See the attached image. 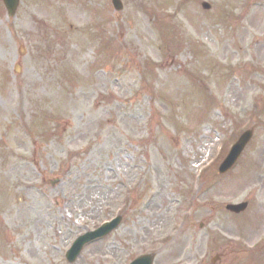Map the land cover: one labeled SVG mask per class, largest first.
I'll use <instances>...</instances> for the list:
<instances>
[{"label":"rangeland","instance_id":"rangeland-1","mask_svg":"<svg viewBox=\"0 0 264 264\" xmlns=\"http://www.w3.org/2000/svg\"><path fill=\"white\" fill-rule=\"evenodd\" d=\"M252 1L20 0L8 17L0 0V264L147 252L154 264H264V246L245 252L264 242V0Z\"/></svg>","mask_w":264,"mask_h":264},{"label":"water","instance_id":"water-1","mask_svg":"<svg viewBox=\"0 0 264 264\" xmlns=\"http://www.w3.org/2000/svg\"><path fill=\"white\" fill-rule=\"evenodd\" d=\"M18 1L19 0H4L6 6L8 8V13L10 15L13 14V12L15 10V7L18 4ZM114 4H115L116 8H118V9L121 8L119 0H114ZM203 6L205 8H207L208 4L203 3ZM16 67L18 68L19 66L17 65ZM250 136H251V131L250 130L244 132L241 135L239 140L232 147V149H231L230 153L228 154V156L226 157V159L220 165L219 172H223V171H225L226 169H228L230 167V165L233 163V161L235 160V158L237 157V155L239 154V152L241 151V149L243 148L245 143L248 141ZM245 205H246L245 203H240V204H236V205H227V208L231 209L232 211L239 212L240 210H242L245 207ZM117 222H118V220H114L111 223L105 224L102 228H99L96 231L88 232V233L80 236L74 242L71 250L69 251V254H71L72 257H74L76 255V253L79 251L80 247L85 242L91 240L92 238H95L96 236H100V235L105 234L107 231L112 229L117 224ZM151 260H152V257L150 255H145V256L140 257L137 260H135V262H133L132 264H151Z\"/></svg>","mask_w":264,"mask_h":264}]
</instances>
